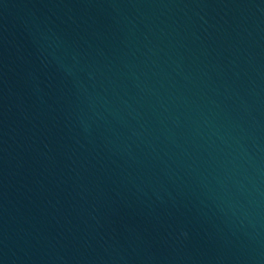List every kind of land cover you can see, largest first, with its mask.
I'll list each match as a JSON object with an SVG mask.
<instances>
[{
    "label": "water",
    "instance_id": "95a60500",
    "mask_svg": "<svg viewBox=\"0 0 264 264\" xmlns=\"http://www.w3.org/2000/svg\"><path fill=\"white\" fill-rule=\"evenodd\" d=\"M0 264H264V0H0Z\"/></svg>",
    "mask_w": 264,
    "mask_h": 264
}]
</instances>
